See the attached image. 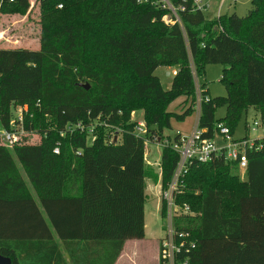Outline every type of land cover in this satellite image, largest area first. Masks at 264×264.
Wrapping results in <instances>:
<instances>
[{"label": "trees", "instance_id": "trees-1", "mask_svg": "<svg viewBox=\"0 0 264 264\" xmlns=\"http://www.w3.org/2000/svg\"><path fill=\"white\" fill-rule=\"evenodd\" d=\"M168 1L180 23L165 24L170 12L157 0H39V50L0 49V129H10L13 107H25L23 130L43 135L37 145L0 146V255L12 264H67L52 231L71 264H115L127 240L144 238L147 182L158 175L147 167L145 138L132 133L131 112L141 111L148 137L162 143L170 119L194 111L193 73L207 65L223 67L227 95L211 98L200 87L203 137L219 123L234 135L242 116L264 123V0H250L244 17L218 18ZM9 7L24 12L29 3L0 0V13ZM159 67L176 70L169 90ZM179 97L181 114L168 112ZM76 124L85 130L66 131ZM167 143L157 166L162 190L179 159ZM257 144L242 182L238 164L223 157L193 163L179 181L174 203L190 214L174 228L194 243L180 263L264 264V139ZM159 211L165 218L164 200Z\"/></svg>", "mask_w": 264, "mask_h": 264}, {"label": "rangeland", "instance_id": "rangeland-1", "mask_svg": "<svg viewBox=\"0 0 264 264\" xmlns=\"http://www.w3.org/2000/svg\"><path fill=\"white\" fill-rule=\"evenodd\" d=\"M206 1L209 2L210 5L209 11H211V9H213L215 6L217 7L220 2V0ZM28 3L29 7L24 12H21L16 7H9L8 13H0V49H11L18 47L33 51L39 50L41 35L39 0H28ZM250 6V0H225L221 13H235L239 17H244L250 9ZM5 11H7V9ZM208 13L204 12V15L208 16ZM216 14L217 9L215 11L214 17H216ZM113 31V29L107 30L108 33H113ZM173 70L174 68L171 67H159L156 70L155 75L159 78V81L164 90L170 89V84L173 79ZM222 70L223 67L221 65H207L200 77L194 74L195 87H197V85L201 87L203 84H206V89L208 91L209 97H226V87L225 84L221 82ZM184 99V97L175 99L168 105L167 111L176 115H180L183 110L182 103ZM249 111H251V115L252 113H254V111H252L251 109ZM18 112V108L13 107L10 125L14 123L15 117L18 115ZM225 115L226 108L224 106L219 107L214 114L216 120L223 119ZM131 119L132 122L144 121L143 113L141 111H132ZM251 119V116L247 118H245L244 116L241 117L233 135L235 139L243 137V135L245 134V122H250ZM42 122L43 125L46 126H48L49 124L48 119H44ZM196 122V111H193L183 121L177 120V118L173 116L170 119V127L164 128L162 130L164 141L173 144L177 134L189 137L194 126L196 125ZM42 138L43 135L35 130V132L30 133V135L23 136L21 140L22 143H25L27 145H37L41 143ZM91 141L92 137L89 136L87 143L90 144ZM161 151L162 146L160 145L150 144L147 146L148 157L147 160L145 159L148 165L147 167L152 169L153 173L158 176L157 178L152 177L151 180L147 182V198L144 206V238L140 240L142 242L135 243L138 246L135 248V259H133L131 262H126V264H162L160 262V246L161 241H164L166 239L169 221L168 219L166 220V218L161 217L159 211V206L162 198L160 199V175L157 168V163L160 159ZM20 174L23 178L26 179L22 169H20ZM235 175L238 181L242 182L244 180L242 171H236Z\"/></svg>", "mask_w": 264, "mask_h": 264}, {"label": "built area", "instance_id": "built-area-1", "mask_svg": "<svg viewBox=\"0 0 264 264\" xmlns=\"http://www.w3.org/2000/svg\"><path fill=\"white\" fill-rule=\"evenodd\" d=\"M12 1V0H11ZM146 2L148 0H139V2ZM181 6L180 11L189 12H201L208 13L209 11V3L204 0H180ZM225 0H220L219 7L217 9L216 17L218 18L222 13V7ZM161 4L163 9H167L170 14L165 15L163 17V22L165 24H174L180 23L177 10L174 8L168 0H157V2ZM190 3V7L187 8L185 5ZM61 8V6H59ZM173 17V18H172ZM172 75H176V70L172 71ZM194 75V73H193ZM196 89V104L194 106V111L197 113V122L194 126L192 133L189 137L182 136L181 134H177V141L173 143L172 149L178 154V162L171 178V181L168 183L165 190L161 189L159 185L160 191V199L166 202V214L165 218L168 219V227H167V235L164 241H161L160 246V255L162 256V264H187V262L180 263L178 261V256L184 251L188 252L190 248L194 247V243L189 241V233L188 232H178L174 228V220L176 218H180L184 215L190 214V210L188 206H178L174 203V197L177 193H179L178 183L184 177L188 168L193 163L205 164L219 157H223L224 160L229 162H236L238 164V168L240 171L244 172L247 167V152L248 151H259L261 149V145L257 144L262 139H264V123L260 119H251L250 122H245L244 125V135L242 138L235 139L228 127L223 125L222 123L216 124L212 137L204 138L203 133L205 131L199 129L198 127V118L200 112V104L202 98L200 96V87L197 85ZM207 97L205 98V101ZM19 112L15 117V121L12 125H10V129H0V146H3L7 149H12L15 146L23 145L22 143L23 136L30 135L29 132H26L22 128L23 124V112H26L27 108L25 107H17ZM133 116V115H132ZM132 120V119H131ZM135 125L133 127V135L136 137H142L144 139L145 144V153L144 157L147 160V146L150 144L156 145H167L166 141H160V139H150L148 137V129L144 121L134 122ZM75 130H79L83 132L85 127L81 124L76 125H67L66 131L69 133H73ZM91 132V128H89V133ZM120 133L119 129H115L114 132H111L110 137L113 140ZM218 139V140H217ZM53 153L59 154V146L55 147ZM159 162V161H158ZM158 165V163H157Z\"/></svg>", "mask_w": 264, "mask_h": 264}, {"label": "crops", "instance_id": "crops-1", "mask_svg": "<svg viewBox=\"0 0 264 264\" xmlns=\"http://www.w3.org/2000/svg\"><path fill=\"white\" fill-rule=\"evenodd\" d=\"M204 1H206V0H204ZM207 2V1H206ZM207 3H209V2H207ZM219 4H220V2H219ZM219 4H218V6L216 7H214L213 9H211V11H209V13H208V16L209 17H214V15H215V11H216V9H218V7H219ZM210 6V5H209ZM223 6H224V4H223ZM222 9H223V7H222ZM222 11V10H221ZM11 49H23V48H11ZM174 71V70H173ZM155 73H156V71H155ZM173 76V75H172ZM18 165V164H17ZM18 167L20 168V166L18 165ZM156 186V185H155ZM154 186V187H155ZM157 187V186H156ZM147 190V189H146ZM145 194H146V192H145ZM144 232H145V229H144ZM52 236H53V238H54V240L57 242V244H58V246H59V250H60V252H61V254H62V256H63V258L65 259V261H66V263L67 264H71V262H70V260H69V258H68V256H67V254H66V252H65V250H64V248H63V245L61 244V242L58 240V237L56 236V234L52 231ZM140 242H142V241H140V240H127L126 242H125V244H124V246H123V250H122V252L120 253V255H119V257H118V259H117V261L115 262V264H126V262H131L133 259H135V254H136V252H135V248L136 247H138L137 246V244H135V243H140Z\"/></svg>", "mask_w": 264, "mask_h": 264}, {"label": "water", "instance_id": "water-1", "mask_svg": "<svg viewBox=\"0 0 264 264\" xmlns=\"http://www.w3.org/2000/svg\"><path fill=\"white\" fill-rule=\"evenodd\" d=\"M85 89H88V85L84 86ZM116 141V138L114 139V142ZM0 264H12L11 259L4 257L2 255H0Z\"/></svg>", "mask_w": 264, "mask_h": 264}]
</instances>
